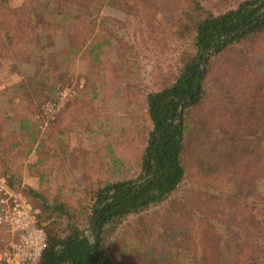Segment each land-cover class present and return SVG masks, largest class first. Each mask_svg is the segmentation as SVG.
Here are the masks:
<instances>
[{
	"label": "trees",
	"instance_id": "1",
	"mask_svg": "<svg viewBox=\"0 0 264 264\" xmlns=\"http://www.w3.org/2000/svg\"><path fill=\"white\" fill-rule=\"evenodd\" d=\"M125 1L131 8L127 12L129 23L121 26L100 15L102 0H54L55 13L65 20L62 22L64 33L60 34L69 37L53 56L42 48V35L37 30L44 31V25L38 17L30 21L24 3L0 0V42L12 49L39 43L34 58L39 67L29 83L36 98L42 99L43 93L49 98L54 91L50 86L52 80L62 72L70 73L82 58L93 72L94 98L98 95L97 81L124 74L127 77L125 94L141 98L146 115L147 125L135 158L138 174L134 178L119 177L124 164L116 162L118 155H111L109 167L96 174L94 185L84 186L80 180L75 181L78 183L72 186V191L77 193L80 187L82 194L72 203L69 199L62 200L63 189L52 197L45 189L21 187V175L14 170L15 164L20 166L34 153L35 161L29 165L39 175L40 184L47 183L56 159L61 156L59 150L67 146L64 143L67 131L62 127L55 129L54 144L41 134L39 122L27 113L20 118L13 134L15 140L9 141L0 122V176L7 178L13 189L22 190L38 211V224L47 233V247L39 264H160L164 256L170 261L185 260L186 264H264L263 192L261 200L254 201L251 192L228 196L202 191L193 200V207H189L188 201L180 204L184 207L185 219L176 214L173 206L174 194L188 174L189 156L199 157L210 140L201 138L192 142L188 134L194 129L197 133L203 129L218 139V145L222 143L220 131L225 138L229 136L238 141L243 136H252L255 130L243 133L233 116L227 118L224 105L240 112L248 122L245 109L249 111L250 106L261 111L260 118L264 116V68L260 70L256 65L264 62V55L254 62L257 52L249 45L250 40L258 44V34L264 30V0H240L235 5L225 4L227 0H166L170 21L158 42L144 36L142 30L145 19L154 15L147 11L152 2L143 0L141 7L145 10L138 16L139 1ZM109 3L114 5V0ZM32 9L39 8L35 5ZM246 27L249 28L243 30ZM190 37L191 44L183 47L170 79L158 89L148 91L143 86L146 65L143 50L160 46L162 51H176ZM116 44L119 61L113 63L108 54ZM246 46L248 53L251 52L248 57ZM226 64L238 67L241 73L237 82L223 80L221 75ZM218 81L222 88H217V93ZM233 84L232 103H223L221 99ZM210 103L214 107L205 108ZM0 109V113L4 111L0 114L1 120L10 110L3 106ZM228 120L234 127L225 125ZM232 128L238 132L234 134ZM242 151L237 160L240 174L252 180L263 177L264 181V175H258V155L249 154L245 147L237 145L234 151L226 152L233 157L235 152ZM168 202L171 204L163 207ZM215 205L225 208L222 216ZM154 207L159 210L150 211ZM184 220L187 225L182 224ZM135 235L141 239L139 244L133 240ZM113 237L115 248L108 254ZM7 238L8 233L0 231L1 246ZM146 239L150 241L144 242Z\"/></svg>",
	"mask_w": 264,
	"mask_h": 264
},
{
	"label": "rangeland",
	"instance_id": "2",
	"mask_svg": "<svg viewBox=\"0 0 264 264\" xmlns=\"http://www.w3.org/2000/svg\"><path fill=\"white\" fill-rule=\"evenodd\" d=\"M110 1L102 0V6L99 9L100 15L112 24L125 26L129 23L127 12L131 10L130 5H127L125 0H114V5H109ZM138 1L140 6L137 8H140V10H136V12L138 11L137 14L140 16L145 9L141 7L143 0ZM149 1L152 3L148 6L147 11L154 15L149 19H145L144 28L142 27L143 35L151 37L158 42L162 40L166 25L170 21L167 6L169 2L166 0ZM239 1L227 0L224 3L235 5ZM18 3H24L23 5L30 21L34 22L38 17L39 23L44 25V31H41V28L37 30V33L42 35V48L55 56V53L62 49L61 44L63 42L66 44L69 36H61L60 34L64 29L62 22L65 20H61L55 13L56 4L54 0H17ZM17 4L15 3V5ZM35 5L39 9L33 10L32 8ZM258 39L261 44L249 41V45L254 47L251 49L257 52L254 62L258 61V57L260 58L264 55V30L258 34ZM191 41V37L188 38L184 43L182 42L183 44L178 46L176 51H162L160 46L143 50L146 58L143 86H146L145 88L148 91L158 89L166 80L170 79L172 71L175 70L180 61L181 54L184 51L182 50L183 47L186 46L187 48ZM37 45L39 43L34 42L21 49H12L4 45L2 41L0 42V106L5 109L7 107L10 110L7 114L1 116V126L5 134L9 135L8 140L11 141L15 138L13 134L18 128L20 118L28 113L39 122L41 134L47 136L46 139L54 144H56L54 130H61L62 128L66 130L67 135L64 143L67 146L59 150L61 156L56 159L53 167L54 171L46 179L47 183L40 184L39 175L37 173L34 174L35 169L29 165L35 161L36 155L34 153L24 159L20 166L15 164L14 170L21 175L22 184L20 186L29 185L48 190L52 197L58 194L59 189H63L62 200L69 199L71 203L72 201L75 202L79 195L82 194L80 187L77 188V193L72 191V186L78 183L75 181L80 180L84 186L94 185L97 180L96 174L109 167L111 155H118L119 160L116 162L124 164L123 167L121 166L122 174L119 177L134 178L139 171L135 161L137 147L145 132L147 122L144 123L146 115L141 98H136L133 94L132 96L125 94L124 87H126L127 77L124 74H118L115 78H108L107 81H97L98 95L94 98V93L92 92L95 88L93 72L86 67L81 58L70 73L62 72V75L55 77L53 80L51 79L50 86L54 87V91L49 94V98L46 99L44 93L40 96L42 99L36 98V93H33V90L30 89L29 83L35 77L36 69L39 67L34 60L36 55L35 47ZM250 53H248L247 49V57ZM118 54V44L111 46L108 56L113 63L119 61ZM226 65L221 75L223 80L225 78L227 82L230 80L237 82L241 73L237 69L238 67L232 64ZM256 65L260 70H263V61H259ZM168 68L170 69L168 73L170 75L167 74ZM14 84H17L18 87L12 86ZM234 84L229 87V93L221 99L224 101L223 103H232L231 95ZM210 85L213 84L210 83ZM8 86H11V88H8ZM217 88H222L219 85V81L215 90L218 93L219 90ZM4 91L5 96L3 95ZM8 101L11 102L9 103ZM210 105L214 107L210 103L205 108L211 107ZM224 106L227 118L233 116V121L240 126L241 132L245 133L250 131L249 129L255 131L251 132L253 133L252 136L249 134V136H243L245 138H241L240 141L238 139L233 140V137L230 139L229 136L225 138V134L220 131L221 145L216 143V140L218 142L217 138L215 140L212 134L204 133L205 130L203 129L198 133L194 129L192 133L188 134L187 136L192 142L201 138H209L210 140H207L208 142L199 157L189 156L188 174L186 180L181 183L174 194L175 204L184 205L185 201H188L189 207H193V200H196L202 191H209V194L222 192L228 196L238 195L237 193L241 195L249 194L251 192L253 193L251 198L254 201L261 200V192L264 194L263 177L262 179L259 177L256 180L246 176L243 177L240 174L239 161H237L238 157L241 158L243 151L241 153L235 152L233 157L226 151H234L237 145L245 147L249 154L258 155L256 158L259 161L257 162L258 175H264V126L262 125L264 116L260 118L261 111L250 106L249 111L247 108L245 109L248 114L247 118L250 119V122H248L240 112L232 111L231 107L227 105ZM215 120L216 118L213 117V127H215ZM225 125L234 127L230 120L226 121ZM232 129L234 134L238 132L237 129ZM60 147L61 145L59 144L58 148ZM17 180L15 179V181ZM3 183L15 193L24 196L22 190L13 189L7 178L0 176V189ZM257 187L259 188L257 189ZM170 204L171 202H168L163 207H167ZM175 204L173 206L177 210L176 214L180 213L183 216L182 219H185L183 205ZM219 206L215 205L214 208L219 216H222L225 208L221 206V209ZM154 210H159V207L150 209V211ZM182 224L187 225L186 220ZM2 230L6 231L5 229H0V231ZM114 237L109 241L108 254L112 253L115 248L114 241L116 237ZM133 240L136 244L141 242V239L136 235ZM149 241L148 239L144 240V242ZM164 243L163 241L162 244ZM162 249H164L163 245ZM165 257L162 258L160 264L188 263L185 260L170 261Z\"/></svg>",
	"mask_w": 264,
	"mask_h": 264
},
{
	"label": "built area",
	"instance_id": "3",
	"mask_svg": "<svg viewBox=\"0 0 264 264\" xmlns=\"http://www.w3.org/2000/svg\"><path fill=\"white\" fill-rule=\"evenodd\" d=\"M38 211L4 183L0 189V229L8 231L0 246V264H39L47 247L46 230L38 224Z\"/></svg>",
	"mask_w": 264,
	"mask_h": 264
},
{
	"label": "water",
	"instance_id": "4",
	"mask_svg": "<svg viewBox=\"0 0 264 264\" xmlns=\"http://www.w3.org/2000/svg\"><path fill=\"white\" fill-rule=\"evenodd\" d=\"M249 27H246V28H244L243 30H246V29H248ZM238 32H241V30L240 31H237V33ZM206 60H207V56L204 58V63L206 62ZM200 73H201V71H200ZM196 89H197V91H198V89H199V86L197 85V87H196Z\"/></svg>",
	"mask_w": 264,
	"mask_h": 264
}]
</instances>
